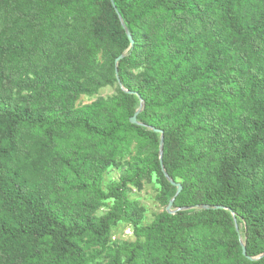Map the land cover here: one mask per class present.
<instances>
[{
    "label": "trees",
    "instance_id": "obj_1",
    "mask_svg": "<svg viewBox=\"0 0 264 264\" xmlns=\"http://www.w3.org/2000/svg\"><path fill=\"white\" fill-rule=\"evenodd\" d=\"M114 4L0 0V264H264V0ZM144 181L175 209L149 226Z\"/></svg>",
    "mask_w": 264,
    "mask_h": 264
},
{
    "label": "rangeland",
    "instance_id": "obj_2",
    "mask_svg": "<svg viewBox=\"0 0 264 264\" xmlns=\"http://www.w3.org/2000/svg\"><path fill=\"white\" fill-rule=\"evenodd\" d=\"M117 93V86L106 87L101 89L96 96L87 97L81 96L76 102V107H83L94 102L98 97L110 98ZM136 156V143H133L130 147V151L126 153L122 158H116L119 162L118 166L110 167L104 174L103 188H106L111 182H117L121 176V172L125 169V162L130 161ZM180 183V182H179ZM178 183V184H179ZM181 184V183H180ZM159 194L158 187L154 183L143 182V188L138 190L135 187L128 186L127 197L131 201H137L140 208L144 210L143 226H149L153 223L157 216L161 215L167 210L168 206L162 205L157 200ZM111 210V203L108 202L107 206H101L95 213L94 216L97 218L102 217ZM175 212V209H171ZM238 226V225H237ZM241 227L238 226V232ZM241 241V237L239 238ZM137 238L134 234L133 228L130 224L119 222L117 225L111 228L110 244L113 248L123 246L125 244H134ZM91 257L96 258V262L100 264H107L110 261V257L107 252L102 250L99 246L91 245L87 251Z\"/></svg>",
    "mask_w": 264,
    "mask_h": 264
},
{
    "label": "water",
    "instance_id": "obj_3",
    "mask_svg": "<svg viewBox=\"0 0 264 264\" xmlns=\"http://www.w3.org/2000/svg\"><path fill=\"white\" fill-rule=\"evenodd\" d=\"M110 2L112 3L113 7L115 8L114 0H110ZM127 36H128V38H129V40H130V42H131V46H133V45H134V41H133L131 35L128 33ZM122 58H123V56H121L120 58H118V59L116 60V66H117L119 60L122 59ZM116 73L118 74L117 69H116ZM117 77H118V76H117ZM138 114H139V112H137V113L134 115V117L131 119V124H134V125H138V124H139V123L137 122V115H138ZM155 132H156V133H160L161 135L163 134V132H162V131H159V130H155ZM162 146H163V138H161V143H160V164H161V168H162L163 171L165 172V169H164V166H163V157H162V156H163V153H162ZM165 176L168 178V180H169V182L171 183V185L177 188V195H178V194L182 191V186H181L180 184H178V183H175L172 179H170V178L168 177V175L166 174V172H165ZM172 206H173V200L170 201V203H169V205H168V207H167V212L170 213V214L174 213V212L171 210V209H172ZM205 208L207 209L208 206H206ZM235 224H236V230L238 231V226H237L236 221H235ZM242 250H243V255H244V256H247V254H246V248H245L244 245H242ZM248 259H249L250 261L255 260V259L250 258V257H248Z\"/></svg>",
    "mask_w": 264,
    "mask_h": 264
}]
</instances>
